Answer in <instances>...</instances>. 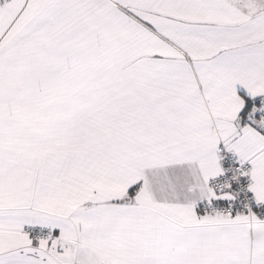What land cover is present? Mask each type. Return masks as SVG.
Returning <instances> with one entry per match:
<instances>
[{"label":"snow or ice","instance_id":"1","mask_svg":"<svg viewBox=\"0 0 264 264\" xmlns=\"http://www.w3.org/2000/svg\"><path fill=\"white\" fill-rule=\"evenodd\" d=\"M0 264H264V0H0Z\"/></svg>","mask_w":264,"mask_h":264}]
</instances>
